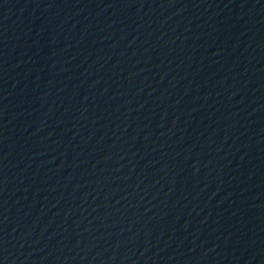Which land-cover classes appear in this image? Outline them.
Here are the masks:
<instances>
[{"label":"water","instance_id":"obj_1","mask_svg":"<svg viewBox=\"0 0 264 264\" xmlns=\"http://www.w3.org/2000/svg\"><path fill=\"white\" fill-rule=\"evenodd\" d=\"M157 264H264V0H92Z\"/></svg>","mask_w":264,"mask_h":264}]
</instances>
